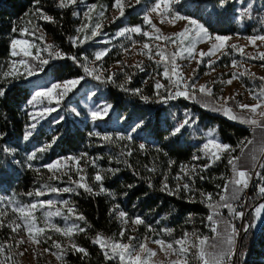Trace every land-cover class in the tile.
Wrapping results in <instances>:
<instances>
[{"label":"trees","instance_id":"trees-1","mask_svg":"<svg viewBox=\"0 0 264 264\" xmlns=\"http://www.w3.org/2000/svg\"><path fill=\"white\" fill-rule=\"evenodd\" d=\"M112 1L76 0V3L60 7V0H0V91L3 92L0 95V190L24 206L37 203L39 199H54L64 212L73 209L66 226L76 225L83 231H74L68 246L50 245L61 264H121L118 257L106 259L105 249L93 242L97 235L114 241L125 240L120 237L118 213L121 211L127 218L143 219L137 232L144 225L157 231L165 229L173 238L184 232L195 233L196 239L206 236L209 230L205 195L216 198L220 194L228 173V161L249 135L246 130L249 126L239 125L219 113L207 112L194 100L180 96L166 99L165 94L161 98L155 96L150 83L141 86L146 71L134 66L128 69V79L122 84L114 77L109 80L105 73H97L93 65L88 66L86 73L81 65H86L85 57L98 46V40L113 35L123 26L141 23L143 9L152 0H134L123 8V15L119 11L100 25L95 37L88 27L80 35L82 4L101 5ZM173 9L198 21L210 34L252 36L263 29L264 16L258 15L263 14L264 0H175ZM41 14L52 19L44 20ZM36 29L42 37L47 36L50 44L39 41L41 35ZM22 38L33 39L44 46L45 55L41 59L48 63L41 66V59L20 56L34 73H24L18 78L5 75V59H19L10 54L11 39ZM49 45L52 48H48ZM56 51L64 58H55ZM72 56L77 61L68 58ZM233 56L251 63L260 62L238 54ZM165 57V61L156 64L157 70L165 69L170 59L169 51ZM111 61L113 59L102 66ZM68 79L79 80V83L57 102L49 103L54 110L44 115L34 128L30 127L28 101L33 91ZM87 91L95 100L110 105L103 118L95 121L82 118L85 111L80 98ZM74 106L80 108L78 113H74ZM178 119L184 126L173 135L179 127ZM26 132H31L27 140L24 139ZM206 132L218 142L229 145L230 153H221L218 160L206 155L202 150ZM142 144L145 145L143 149L139 146ZM9 150L33 156L31 160L27 158L30 167L20 170ZM75 154L82 155L86 165L87 159L93 158L92 165L82 169L79 181L75 176L70 181L68 177H52L40 172L54 159ZM181 164H194L195 167L174 178ZM93 173L102 175V182L92 181ZM180 180L188 185L187 190L179 184ZM77 183L87 184L91 191L77 187ZM257 184L264 185L263 167L250 187L244 217L246 224L254 223L252 209L264 198L254 194ZM66 187L73 191L50 190ZM37 191L43 195H35ZM64 201L68 203L65 205ZM39 208L35 209L37 214ZM79 216L84 219H78ZM36 222L40 224L39 216ZM41 228L44 231L40 235L52 242L47 235L55 234V229H46L44 225ZM6 237L5 231L0 229V242H6ZM72 243L85 249L87 255L72 249ZM239 249L244 255L241 264H264V218L256 229L250 227L243 232Z\"/></svg>","mask_w":264,"mask_h":264},{"label":"rangeland","instance_id":"rangeland-1","mask_svg":"<svg viewBox=\"0 0 264 264\" xmlns=\"http://www.w3.org/2000/svg\"><path fill=\"white\" fill-rule=\"evenodd\" d=\"M134 0H120L121 5L124 7L133 3ZM66 2V0H65ZM175 0H171L170 3V14L161 17L157 13L151 12V8L156 3V0H152L149 4H147L142 12L143 20L141 23L132 25V26H123L115 31V33L111 36L101 37L98 40V46L92 49L89 52V55L85 57L86 66L93 65L96 68L97 73H105L107 77H114L115 81L119 84L124 83L128 79V69H131L133 66L136 69L141 71H146L145 78L141 79V86L145 84H151L153 93L155 96H159L160 98L165 92H171L172 84H170L169 80L172 81L177 80V75L171 72L172 64L170 62L173 53L177 52V45L180 44L179 38L175 37L174 34L181 32L188 27L190 29V35H195L197 31L193 25L189 23L188 19H177V16L185 17L173 9V3ZM116 0H113L110 4H101V5H93L91 3H83L82 11L80 16V22L82 23V27L79 30V34H84L83 31L87 29L85 25L91 30L96 28V25H102L112 18H114L118 13L119 9L115 7ZM163 5L161 9L157 11H162ZM263 16H264V9ZM87 13V15H86ZM103 13V15H101ZM149 15L151 19V24H147L144 21V16ZM190 18V17H187ZM263 18V17H261ZM163 19V22L161 20ZM195 20L193 18H190ZM196 21V20H195ZM198 22V21H197ZM199 23V22H198ZM155 25V29L151 26ZM200 24V23H199ZM140 26L142 29L141 33H133V32H124V35H120L122 31L125 29H131L132 27ZM159 29V32L156 31ZM98 28H96V31ZM40 35L42 34L39 29L35 30ZM148 32L149 35L146 37L142 33ZM211 40L208 37H205L202 41L195 44L194 53L195 58H189L187 52H183L180 55L176 56L175 64L177 66L178 72L182 77V83L180 85V90H185V85H188L187 92L189 96L194 94L195 98H186L188 100H194L198 105L203 107L207 112L211 113H224L227 115H233L236 117L248 118L250 113L247 109H241L239 105H255L257 100L252 98L253 93H259L261 89H264V59H261V55L264 54V41L255 39L254 42L251 38L264 36V21H263V29L257 30L252 36H238V35H219L223 37H229L227 41H225V48L220 52H215L211 56L203 57L201 61V57L199 53L201 51L207 53L211 48V44L215 42V36L217 34H210ZM160 38L157 39L156 37ZM172 38L176 40V43L173 44L169 41H166L164 38ZM12 40V39H11ZM17 40H26L29 44L33 45V47L29 48V51L35 56L37 51H39V58L45 55V47L35 41L33 39L22 38ZM39 41H42L44 45L50 44L47 36L41 35ZM147 43L149 44V48H143V45ZM187 41H185V45H187ZM25 45L18 44L17 51L20 52L21 49ZM236 46V47H232ZM11 48V42H10ZM240 49H243V54ZM163 51L166 54V51H169L170 59L168 60V74L165 75V69L157 70L160 60V56L157 54L158 51ZM96 52H104L99 60L95 59ZM224 53V54H222ZM149 54H151L152 58L149 59ZM234 54L242 55L245 57H249L260 61L259 63H251L244 58H234ZM22 56V55H20ZM18 56V58L20 57ZM24 57V56H22ZM32 58V56H28ZM27 58V57H24ZM19 59H13L8 57L5 59V69L6 73H12L15 75V71L19 70L22 73H26L23 66L19 64ZM112 60L107 64V66H102L104 62L108 60ZM201 61V62H197ZM236 62V67L233 66V62ZM139 65V67H138ZM237 74L239 78L233 79V74ZM243 73V75H240ZM75 80L68 79L59 82H53L48 84L44 88H39L33 91L29 101V125L35 124V126L39 123V121L48 113L46 109H49V103L57 102L59 98L62 96L58 95L60 92H64V82ZM232 80L229 84L227 81ZM159 82L163 85L162 88L157 89L155 87L156 83ZM53 84H60L61 87L59 89H53L52 93L49 96H37V93H44L47 89L52 88ZM195 85V89L191 87V85ZM201 85L206 86L207 90H210L211 95L201 94L199 92V88ZM92 93L87 91L81 98L80 104L82 105V110L85 111V114L82 116L83 119H92L91 112L95 110H102L103 107L107 104L102 101H97L91 97ZM35 97V99H33ZM31 101V103H30ZM226 101V103H225ZM51 109V108H50ZM224 109H230V113H226ZM74 113H78L80 108L74 106ZM258 112H264V107L258 109ZM260 124L264 125V120L257 115L255 117ZM185 123V120H184ZM177 125L179 126L178 122ZM216 138L211 135L210 132L205 133L203 145L209 140ZM218 142V141H217ZM243 149V151H242ZM264 127L255 126L253 128V132L250 133L245 141L240 144L237 155L233 157H238L239 159L236 161V167L239 170H243V167L255 156V165L253 168H264ZM215 150V149H213ZM13 157L15 158L16 164L18 165L20 170H25L30 167L28 162V157L19 151L9 150ZM231 149L223 152L224 155H228ZM210 157V154L208 155ZM68 157H73L74 159H67ZM231 157V158H233ZM93 158L89 157L88 164H85V158L80 154H75L66 157H60L54 159L52 162L45 165V169L41 170L42 174L51 175L52 177H68L69 180L75 176L77 177V181H79L81 177V171L85 167H90L93 163ZM56 164L57 167L54 169H49L47 165ZM195 167L194 164H181L178 166L179 173L174 176V178L181 177L187 172H191ZM233 166L228 162V173L225 178L224 185L221 189L220 194L216 198H212L211 201H207V208L211 210L213 207L211 205H215L220 202V196L224 195V186L225 184L233 178ZM96 173L92 174V181L96 182L94 179ZM258 175V173L256 174ZM180 185H184L182 180L178 181ZM228 189L227 195L229 196ZM207 194L205 195V197ZM39 201H43L40 200ZM37 201V202H39ZM47 201H52L53 203L49 205H45L44 207L39 208L40 213L37 214L35 211L33 212L34 216V225L33 233H35L36 228H41L43 225L46 229L53 227L54 229H61V234L55 230V234H48L47 237H51L52 242L46 241L45 236L38 235L40 239V243L34 244L29 242L28 233L22 228L18 232L12 231V225L14 221H17L19 213H14L12 211L13 207H25L24 205L18 204L14 199L8 197L0 190V212L6 213L5 215H0V229H3L7 235L6 242H0V264H61L60 259L56 252L51 249L50 245L58 244L61 247H65L70 245L69 236L64 235L63 231L67 228V221L69 219V212H64L60 207L61 204H56L54 199H50ZM59 211V215H55V213ZM48 213H53V215H48ZM256 215V214H255ZM40 217V224L36 222V217ZM118 218L121 226V231L124 232V241L123 243H129V237H135L132 240V244L138 245L140 243H145L147 248L155 252L154 256H147V264H170L172 260L177 259L176 255L172 254V250H161V247L152 241L154 240H164L168 243H174L177 240H181L184 235L189 234V240H196V236H192L193 232H184L179 237H170L167 234L165 229L154 230L149 226L142 227L140 232H137L138 225L132 223L131 218H120L118 213ZM151 229V230H150ZM121 237V233H120ZM20 240H24L25 243L18 244L17 242ZM119 241V240H117ZM178 248V246H175ZM47 250V251H46ZM190 251H195L190 249ZM23 253V255H20ZM135 255V253H133ZM143 255V254H142ZM10 258V259H9ZM190 264H196V261L193 257L189 256ZM127 264V262L125 261Z\"/></svg>","mask_w":264,"mask_h":264},{"label":"snow or ice","instance_id":"snow-or-ice-1","mask_svg":"<svg viewBox=\"0 0 264 264\" xmlns=\"http://www.w3.org/2000/svg\"><path fill=\"white\" fill-rule=\"evenodd\" d=\"M137 2H139V0H137ZM76 3V0H60V7H66L68 6V4H73ZM170 3L171 0H156V3L153 5V7L151 8V12L153 13H157L158 15H160L161 17L170 14ZM163 5V10L162 11H157L158 9H161V6ZM115 7H117L120 10L121 15H123V6L121 5L120 0H116V4L114 5ZM42 15V18L44 20H51L52 18L47 16V15ZM87 15V13H86ZM101 15H103V13H101ZM177 19H188L189 23L191 25H193L195 27V29L197 30L195 32V35H190V29L188 27H185L184 30H182L179 33L174 34L175 37L179 38L180 40V44L177 45V49L178 51L173 53L172 57H171V72L175 75H177V80L176 81H172L171 79L169 80L170 84L174 83L177 91L173 94L174 96H185L186 98H195L194 94L192 96H189L188 92H187V88L188 85H185V90L181 91L180 90V85L183 82L182 81V77L180 76V73L178 72L177 66L175 64V59L177 55L182 54L183 52H187L188 57L189 58H195V53H194V48H195V44L202 41L205 37H208L210 40L212 39L211 36L209 35L207 29L199 24L197 21L192 20L190 18L187 17H181V16H177ZM144 21L147 24H151V19L149 15H145L144 16ZM161 22H163V19L161 20ZM154 29H155V25L152 24L151 25ZM85 27H87V25H85ZM100 25L97 24L96 28H99ZM96 28H93L91 30V35L92 37H95L98 35V32L96 31ZM157 32H159V29H156ZM124 32H133V33H141L142 29L140 26H136V27H132L131 29H125L124 31H122L120 33V35H124ZM144 36H148L149 33L148 32H143L142 33ZM157 39H159L160 37L157 36ZM88 37H85V40H87ZM166 41H169L173 44L176 43L175 39L172 38H164ZM215 42H213L211 44V48L209 49V51L207 53L201 51L199 53V56L201 57V61L203 59V57L205 56H211L213 55L215 52H220L222 49L225 48V41H227L228 39H230L229 37H223V36H215ZM255 39H259L264 41V36H258V37H254L251 38V40L254 42ZM185 41H187V45H185ZM84 41H81V43H83ZM18 44H22L25 45L20 52H18L17 49V45ZM33 47V45L29 44L26 40H17V39H12L11 40V55L12 56H24V57H28V56H32L33 59H37L39 58V51H37V53L35 54V56H33V54L29 51V48ZM232 47H236V46H232ZM48 48H52L51 45L48 46ZM143 48L148 49L149 48V44L145 43L143 45ZM241 53L243 54V49H240ZM157 54L160 56V60L161 61H165L166 57H165V53L161 50L158 51ZM224 54V53H222ZM103 55H105L104 52H96L95 53V59L99 60ZM55 58H64L63 54L60 53L59 51L55 52ZM70 59H73L74 61H77V58L75 56L72 57H68ZM152 56L151 54H149V59H151ZM261 59H264V54L261 55L260 57ZM201 61H197L198 63ZM48 60L46 59H41L40 60V64L41 66L44 64H47ZM19 64L23 66L25 72L27 73V75H32L34 73V69L28 64V62L25 59H20L19 60ZM233 66L236 67V62H233ZM81 67L84 68V71L86 73L89 72V69L86 65L82 64ZM139 67V65H138ZM42 70V67H41ZM168 64L165 63V75L167 76L168 74ZM24 73L20 72L19 70L15 71V76L18 78L19 76L23 75ZM5 75H12V73H6ZM240 75H243V73H240ZM96 79H100L99 76L95 77ZM239 78L237 76V74H233V79H237ZM109 80H111V77L108 78ZM264 79V78H261ZM232 80L227 81V83H231ZM79 83V80H70V81H66L64 82V92H60L58 93V95L63 96L65 95L68 91H71V89L73 87H75L76 84ZM61 87L60 84H53L52 88L47 89L44 93H37V96H49L52 93L53 89H59ZM155 87L157 89H160L163 87V85H161L159 82L156 83ZM191 87L193 89H195V85L192 84ZM137 92L139 90H136ZM199 92L201 94H207V95H211L210 90L206 89V86L201 85L199 88ZM0 95H3V92L0 91ZM173 95H170L169 98H173ZM252 98L257 100V103L255 105H239V107L241 109H247L250 113V116L248 118H239L241 119V122L244 123H249L258 127H264V125L260 124V122L255 118L257 115L261 118V120H264V112H258V109H260L261 107H264V89H261L259 91V93H253L252 94ZM33 99H35V97H33ZM145 99H147L145 97ZM31 103V101H30ZM226 103V101H225ZM110 108V105H105L103 107L102 110L98 109L95 111L91 112V117L92 119L95 121L96 119H101L103 118L104 115L107 114L108 109ZM54 109H46V111L51 112ZM224 111L226 113H230V109H224ZM231 119H238V117L236 116H232L230 115ZM185 123H188V121H185ZM184 125L181 124L179 127H177L174 132L172 133L173 135L179 133L181 131V128ZM32 128L35 127V124L31 125ZM137 127H139V125H137ZM133 131H135V129H133ZM31 135V132H26L24 139L27 140L28 137ZM121 139H123V137H120ZM104 139H109L108 137H104ZM129 139H131V137H129ZM145 146L142 144L140 145V148L143 149ZM215 149V150H213ZM230 149L229 145L226 144H222L220 142L215 141L214 139H209L204 145H203V151H205L206 155L210 154V158H212L213 160H218L220 159V154L228 151ZM264 150V149H262ZM243 151V149H242ZM33 156H29L28 159H32ZM67 159H74L73 157H68ZM193 159H199V157H193ZM238 157H233L229 159V164L233 166L232 170H233V178L228 181L225 186H224V195L220 196V202H218L215 205H211V207H213L214 211H213V215H209L207 217V219L210 222V230L213 233H217V237L219 236L218 233V222L214 220V216L219 215V212L217 211L219 208L222 207H228V208H232V205L229 203V200L232 199H237L235 192L238 190L240 185H243L244 187H247V181H248V173L245 170H239L236 167V161L238 160ZM47 167L51 170L57 167L56 164H49L47 165ZM83 179V178H82ZM94 179L97 182H102V180L104 179V177L102 175H100L99 173H97L94 177ZM229 186L232 187L233 189V195L231 197H229L227 195L228 193V189ZM77 187L80 188H84L86 191H91V189L87 186V184L85 183H77ZM184 189L187 190L188 189V185L185 184ZM52 192H59V191H63V192H71L73 191L72 188L70 187H66L63 189H57V188H51L50 189ZM101 191H103V188H101ZM259 194L264 197V185L259 187ZM29 195H32V193H29ZM35 195L40 196L43 195V192L37 191L35 193ZM201 195H205L204 193H201ZM206 198L211 201L212 200V196L211 194H207ZM53 202L52 201H39L37 203H33L30 206H25V207H13L12 211L14 213H19L18 219L17 221L13 222L12 225V231L13 232H18L20 229H24L27 233H28V237H29V242L34 243V244H38L40 243V239L38 238V235L40 233H43L44 229L42 228H36L35 229V233H33V228L35 227L34 225V216H33V212L35 211V209L39 206V207H44L45 205H51ZM65 205L68 203L67 201L63 202ZM262 210H264V204L259 205L256 207L255 211V217L254 219H261L264 217H261V212ZM232 211L235 213L236 218H240L242 219L244 216L243 212H237L234 208L232 209ZM68 212L72 213L73 209L72 208H68ZM6 213L0 212V215H5ZM59 211H57L55 213V215H59ZM48 215H53V213H48ZM119 217L120 218H126V213L124 212H120L119 213ZM78 219L83 220L84 217L83 216H79ZM132 223L135 225H141L144 223L142 218H135L132 220ZM255 225L252 223H248L244 225L243 230L245 232L248 231V229L250 227H254ZM56 231L60 232L61 229L56 228ZM151 230V229H150ZM74 231H83L82 228H79L76 225H72L70 227H67L64 231L63 234L67 235L69 237H71V235L73 234ZM124 232H121V237H123ZM192 236H196L195 233L191 234ZM234 235H238L236 229L233 227L232 229V235L229 236L227 243L229 246H231L232 242H233V236ZM129 243H123L122 241H114V240H110V239H106L101 237L100 235H97V237L95 238V240L93 241L94 243H99L102 249H105V258L106 259H113L118 257L121 264H125V261L127 262V264H147V256H154L156 253L153 252L152 250L148 249L145 243H140L138 245V248L136 245H133L131 242L132 240L135 239V237H129ZM198 241V242H197ZM153 243L159 245L161 247V250H172V254L177 256V259L172 260L170 262V264H190L189 262V256L193 257V259L196 261V264H224L225 260H230L231 259V249L229 248V251L227 252H223L221 254H216V253H210L207 249L210 247H215L214 244H209L208 242V238L204 237V238H200L197 236L196 240H189V234H185L184 237L181 240H177L174 243H168L164 240H154L152 241ZM18 244H23L25 243L24 240H20L17 242ZM56 247H61L60 245L56 244ZM175 246H178L175 247ZM72 249H74L75 251L84 253L85 255H87L85 249L78 247L75 243H72L71 245ZM190 249H193L195 251H190ZM3 249H0V251H2ZM110 250V254L109 251ZM47 251V250H46ZM133 253H135V255H133ZM143 254V255H142ZM20 255H23V253H20ZM59 258V257H58ZM10 259V258H9Z\"/></svg>","mask_w":264,"mask_h":264},{"label":"crops","instance_id":"crops-1","mask_svg":"<svg viewBox=\"0 0 264 264\" xmlns=\"http://www.w3.org/2000/svg\"><path fill=\"white\" fill-rule=\"evenodd\" d=\"M220 115L230 119L231 121H234L236 122L237 124L239 125H245V126H249L251 128V132H253V128L255 127V125H252V124H249V123H244V122H241V119L239 118H243V117H238V119H231L229 118L230 116L227 115V114H224V113H220ZM233 116V115H232ZM249 133V134H250ZM237 155V153H236ZM255 165V156L250 159V161L243 167V170L248 171L251 170V169H254ZM262 186V185H259L257 184L256 185V189L254 190V194H259V187ZM240 193V189L238 188V190L235 192V195L236 197L239 195ZM233 195V189L232 187L230 186V190H229V197H231ZM264 204V198H262V200L260 202H258L252 209V213H253V216L255 217V209L257 206L259 205H262ZM213 211L214 209L212 208L211 210H208V213H207V216H206V221H207V227H208V234L204 237H207L208 238V242L209 244H214L215 247H210L208 248L207 250L210 252V253H216V254H221L223 252H227L230 248V246L228 245L227 243V240L230 236V225L226 222L225 218H226V213H227V207H222V208H219L217 211L219 212V215H216L214 216V220L218 222V233H219V236L217 237V233H213L211 230H210V222L209 220L207 219V217L209 215H213ZM261 217L264 215V210H262L261 212ZM261 219H254V227L253 229H256L259 222H260ZM204 237H201V238H204ZM198 242V241H197Z\"/></svg>","mask_w":264,"mask_h":264},{"label":"built area","instance_id":"built-area-1","mask_svg":"<svg viewBox=\"0 0 264 264\" xmlns=\"http://www.w3.org/2000/svg\"><path fill=\"white\" fill-rule=\"evenodd\" d=\"M258 16L263 17L262 14H259ZM177 91V88L175 84H172V91L171 92H165V98H169L170 95H173ZM174 97V95H173ZM179 126L181 125V119H178ZM251 131V128H249ZM140 146V145H139ZM145 146V145H144ZM259 168L256 167L254 169H251L248 171V181H247V187H244L243 185L239 186L240 193L237 196V199L229 200V203L232 205V208L227 207V213H226V222L230 225V235H232V229L233 227L236 229L238 235L233 236V242L230 246L232 255L230 260H225L224 264H240V260L243 254V251L239 249V242L240 238L244 232L243 228L245 223L244 217L246 214V203L250 194V187L253 182H255L256 174L259 172ZM235 209L237 212H243L244 216L242 219L236 218L235 213L232 211V209ZM229 251V250H228Z\"/></svg>","mask_w":264,"mask_h":264},{"label":"bare ground","instance_id":"bare-ground-1","mask_svg":"<svg viewBox=\"0 0 264 264\" xmlns=\"http://www.w3.org/2000/svg\"><path fill=\"white\" fill-rule=\"evenodd\" d=\"M171 91H172V87H171ZM179 124V122H178ZM247 132L250 133V129L249 128H246ZM244 259V255L242 254V257H241V260H240V264H241V261Z\"/></svg>","mask_w":264,"mask_h":264}]
</instances>
